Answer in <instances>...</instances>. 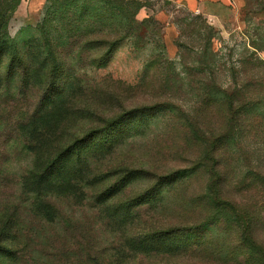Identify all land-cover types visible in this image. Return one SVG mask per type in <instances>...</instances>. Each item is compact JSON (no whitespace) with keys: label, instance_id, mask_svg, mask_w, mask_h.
Instances as JSON below:
<instances>
[{"label":"rangeland","instance_id":"1","mask_svg":"<svg viewBox=\"0 0 264 264\" xmlns=\"http://www.w3.org/2000/svg\"><path fill=\"white\" fill-rule=\"evenodd\" d=\"M139 1L144 36L107 61L57 41L53 27L48 36L45 0L10 14L0 264H264V0L224 11L219 26L178 0ZM199 156L206 163L179 180ZM47 169L31 201L23 176L34 188ZM158 188L157 201L129 203ZM171 228L191 231L176 239L188 247H153Z\"/></svg>","mask_w":264,"mask_h":264},{"label":"trees","instance_id":"2","mask_svg":"<svg viewBox=\"0 0 264 264\" xmlns=\"http://www.w3.org/2000/svg\"><path fill=\"white\" fill-rule=\"evenodd\" d=\"M19 1L20 0H0V51L3 50V45L8 44L11 40V37L7 33V22L10 14L13 12ZM56 3H59L60 5L59 10L55 6ZM140 7L141 3L139 0H45L44 10L46 13L43 18L42 26L46 27L45 32L48 36L51 35L49 34L51 33L50 28L53 27V38L57 41L70 44L79 42L83 44V48H89L92 46L93 48L101 49L100 58L98 59L107 61L116 46L122 40L132 38L134 45L137 46V42H139L141 37L144 36L146 26L137 18V13ZM56 12L57 14L60 12V16H57L55 14ZM54 20H58L59 25L57 24L54 26L51 24V21ZM209 30H212V26L210 25ZM222 93V91L216 90L212 91L210 95L220 96ZM247 93H251L247 86L242 90H238V94L242 96H246ZM261 100L263 101L264 97L261 98ZM240 108L242 110V107H238V111H240ZM231 121L234 122L235 118H231ZM240 121L241 119L238 118V128ZM202 141L206 144V141ZM199 146L202 145L199 144ZM213 146V144H211V146H205L203 152L207 155L210 152L214 153L217 146L212 150ZM199 159L202 161L201 164L197 163L198 165L193 164V166L187 168L177 169L175 174L179 177L178 179L180 180L184 177L186 179L192 171H195L200 165L206 163L205 158L202 159L201 156H199L198 160ZM48 166L51 167L50 164H48ZM49 171L50 170L47 169L43 172L44 177L41 176L35 180L37 185L34 188L31 186L32 182L29 180V172L27 171L24 174L22 191L31 196V201H34V199L43 195V184H45L47 179L45 177ZM159 187L161 188V186ZM160 188L154 193H152L153 189H149L150 193L138 195L130 200L129 203L131 206L151 204L154 201H157V198H160L159 196L156 197V193L160 192ZM45 206L52 211L53 208L50 207L48 200L46 201ZM218 207L221 208L219 204ZM183 229H187V231H183ZM190 232L191 231L188 228H181L180 231L178 228H171L169 231L158 236V238L160 237L161 244L157 241L152 246L154 247V245H157L158 249L166 250L168 252L180 251L188 246H183L178 243L176 240L177 236ZM197 246L202 245L197 244ZM153 247L148 248V250H153Z\"/></svg>","mask_w":264,"mask_h":264},{"label":"crops","instance_id":"3","mask_svg":"<svg viewBox=\"0 0 264 264\" xmlns=\"http://www.w3.org/2000/svg\"><path fill=\"white\" fill-rule=\"evenodd\" d=\"M188 9L202 13L212 24L220 25L224 11L237 15L244 0H178ZM222 25V24H221Z\"/></svg>","mask_w":264,"mask_h":264}]
</instances>
